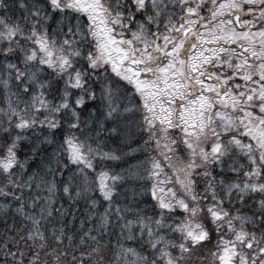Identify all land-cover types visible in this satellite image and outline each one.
<instances>
[{
  "label": "snow or ice",
  "instance_id": "snow-or-ice-1",
  "mask_svg": "<svg viewBox=\"0 0 264 264\" xmlns=\"http://www.w3.org/2000/svg\"><path fill=\"white\" fill-rule=\"evenodd\" d=\"M0 264H264V0H0Z\"/></svg>",
  "mask_w": 264,
  "mask_h": 264
}]
</instances>
